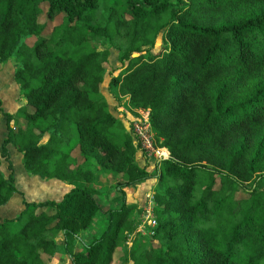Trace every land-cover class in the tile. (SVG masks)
Instances as JSON below:
<instances>
[{"label": "trees", "instance_id": "16d2710c", "mask_svg": "<svg viewBox=\"0 0 264 264\" xmlns=\"http://www.w3.org/2000/svg\"><path fill=\"white\" fill-rule=\"evenodd\" d=\"M41 3L49 19L63 15L47 36ZM159 34L162 50L146 55ZM100 39L119 49L110 93L149 110L156 144L170 154L156 161L154 233L129 250L137 210L123 188L151 174L99 96L110 54L94 45ZM11 57L26 104L13 116L0 99V206L19 193L8 144L29 175L81 184L60 200L23 198L1 219L0 264H47L57 251L70 264H111L120 247L131 264H264V0H0V61ZM100 171L121 177L116 208L102 211L94 197ZM98 213L106 226L84 241Z\"/></svg>", "mask_w": 264, "mask_h": 264}, {"label": "rangeland", "instance_id": "374dc122", "mask_svg": "<svg viewBox=\"0 0 264 264\" xmlns=\"http://www.w3.org/2000/svg\"><path fill=\"white\" fill-rule=\"evenodd\" d=\"M124 4V0H123ZM46 8L47 3H41V9L42 12L38 16V20L41 24H43L44 28L42 31V34L47 36L50 34V31L52 27L62 20V13L56 15L54 18L49 19L46 15ZM35 37L30 36L24 39L28 44H31L34 41ZM122 41L120 39L116 40L115 44H121ZM94 45L97 48H108L109 49V57L106 63H104L105 66V74L103 82L100 86V95L102 98H104L108 103L109 110L115 114L123 123L124 127L128 132L133 134L130 129V121L136 120L137 118L136 112L133 110H130L127 106L126 99L122 98L120 101H117L114 99L113 95L110 93L108 89V81L112 75H116L120 72V69L122 68L120 65V62L118 61V54L119 49L114 45L113 43H110L108 40L100 39L97 42H94ZM164 45V39L162 37V34H159V36L156 39V42L152 49L146 53V55H153L158 52H160ZM15 69L14 65V58H9L5 61H0V99L2 102V109L3 112H7L12 114L13 116H16V111L19 107L26 104L24 98L22 97L20 91L18 90L17 85L15 84L13 80V71ZM29 110H31L30 106H27ZM6 115L3 113H0V145L3 140V138L6 136V124H5ZM138 119V118H137ZM23 121L22 119H20ZM10 125L14 126V121H10ZM154 135V132H152ZM155 139V138H154ZM134 143H137V138L133 136ZM7 151L9 153V160L13 169V174H15L16 180L14 181V184L16 186L17 180L20 178V173L25 174L29 178H35V180H38V183L34 184L33 188L31 189V193H26V200L27 201H39V200H45V199H54V200H60L62 196L58 197V193L55 189V186L47 185L46 182L55 181L56 179H48L43 180L40 179L38 176L29 175L25 169L23 168L22 162H21V154L16 151V149L11 146L10 144L7 145ZM136 153L138 157L139 163H143V165L146 166L148 172L151 174V177L144 180L146 182L142 183L139 187L136 185L132 187H125L123 188L124 192L127 191L128 196L125 198L126 203L136 207L137 210V216H136V227L131 232L133 233L129 237L127 236L125 242L126 250H129L134 245V241L137 237L144 236L146 239H148L149 235L146 228L140 229L139 232H137L136 228L138 224H143L145 221V215L146 210H149L150 216L152 218L156 217L155 214V202H154V192L158 189L162 188V185L158 181V177L156 174L157 166H156V157H148L144 150L140 149ZM167 157H170L169 151L166 154ZM71 157L75 159V161L80 164L83 161V158L79 155L78 149L75 147L73 151L71 152ZM159 160V159H158ZM1 170L4 174L8 173L7 169V161L4 159H1ZM97 184H95V188H97V193L94 195L95 199L97 200L98 204L101 207V210H106L108 208H116L121 203V193L117 189L118 183L121 182V177L119 175H115L112 173H107L100 171L98 172V178H97ZM64 184L63 181H60ZM134 187V188H133ZM126 190V191H125ZM34 193V194H32ZM63 195V194H62ZM23 192L21 193L19 191L18 195H16V199L11 203V206L15 207L13 213L11 216H15L18 214L16 210H18V207L20 206L23 208L22 199ZM37 196V198H36ZM40 196V197H39ZM237 197L240 196H247L245 192H238L236 194ZM0 206V210H1ZM7 216V217H11ZM1 220V219H0ZM156 220V219H155ZM157 225V222H156ZM156 225H154L156 227ZM106 226V219L104 214L98 213L91 225L80 234V238H82L84 241H90L91 238L98 236L101 231ZM147 227L146 225H144ZM154 227V228H155ZM141 228V227H139ZM154 232V230H153ZM130 233V234H131ZM57 242H61V236H58L55 239ZM152 244H156V242L153 240ZM79 249H81V245L79 244ZM124 249L122 247L117 248L113 254V260L111 264H131V262H122L124 258ZM52 260V261H51ZM47 264H70L69 258L67 255L63 254L61 251H57L51 258L50 261Z\"/></svg>", "mask_w": 264, "mask_h": 264}, {"label": "built area", "instance_id": "2783aa9c", "mask_svg": "<svg viewBox=\"0 0 264 264\" xmlns=\"http://www.w3.org/2000/svg\"><path fill=\"white\" fill-rule=\"evenodd\" d=\"M133 111L136 112L135 116L138 115L137 116L138 119L135 118L136 120L133 119L130 121V129L134 137L137 138V142L139 143V150L140 149L144 150V153L148 157H151V158L156 157L157 160L168 158L166 155L168 153V150L165 147L158 146L154 139V135L152 133L153 131L151 129L150 122H149V110L148 109L146 110L133 109ZM163 149L167 150V153H164ZM144 225H146L147 227H145ZM154 225H156L155 218H152V216H150L149 210H146L144 224L142 220V223L138 224L136 230L137 232H139L140 229L146 228L149 235H153L154 233L153 230L155 227ZM132 234L133 233L129 234L128 237Z\"/></svg>", "mask_w": 264, "mask_h": 264}, {"label": "crops", "instance_id": "0c3cea01", "mask_svg": "<svg viewBox=\"0 0 264 264\" xmlns=\"http://www.w3.org/2000/svg\"><path fill=\"white\" fill-rule=\"evenodd\" d=\"M137 154L138 153H136V156H135L136 163L139 166H143V163L142 164L139 163ZM13 176H14V181H15L17 176H15V174H13ZM144 182H146V181H143L142 183H144ZM36 183H38V180H35V178H29L25 174L20 173V178L17 180L16 188L21 193L23 192V195H24L23 197H24V199H26V193H28V194L31 193V189L33 188L34 184H36ZM46 183H47L46 186L48 184L51 186H55V189L58 193V197L62 196V194L64 192H66L68 189H70L72 186L81 184V182H75L73 184H67L66 182H64V184H63L60 182V180H57V179L55 181H50V182H46ZM142 183H139L136 186L139 187ZM130 187H132V186H130ZM127 188H129V187H127ZM32 194H34V193H32ZM16 195H18V193L13 194V196L10 198V200L6 204L1 206L2 208L0 210V219L10 218L7 216H11V214L13 213V211L15 209V207L11 206V203L14 201V199H16ZM127 196H128V194L126 191L125 192V198ZM36 198H37V196H36ZM20 209H22V208L19 206L18 210H16V212H18ZM11 217H13V215Z\"/></svg>", "mask_w": 264, "mask_h": 264}]
</instances>
